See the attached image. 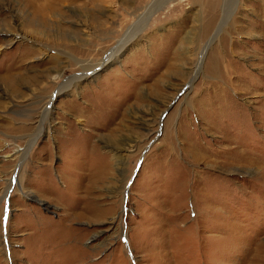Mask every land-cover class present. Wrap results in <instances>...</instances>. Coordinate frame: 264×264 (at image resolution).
<instances>
[{
    "label": "rangeland",
    "instance_id": "1",
    "mask_svg": "<svg viewBox=\"0 0 264 264\" xmlns=\"http://www.w3.org/2000/svg\"><path fill=\"white\" fill-rule=\"evenodd\" d=\"M150 2L0 0V264H264V0H164L106 62Z\"/></svg>",
    "mask_w": 264,
    "mask_h": 264
},
{
    "label": "bare ground",
    "instance_id": "2",
    "mask_svg": "<svg viewBox=\"0 0 264 264\" xmlns=\"http://www.w3.org/2000/svg\"><path fill=\"white\" fill-rule=\"evenodd\" d=\"M52 2H53V0H52ZM164 2V0H151V2H150V4L146 7V11L144 12V13H142V14H140V15H138V16H136V18H137V21H136V23H135V27H131L130 29H129V31H131V32H127L125 35H124V37L122 38V40H120L119 42H118V46L115 48V49H113L111 52H109L108 54H106V62L108 61V59H110V58H112L114 55H115V53H117L121 48H123L127 43H129L132 39L129 37L132 33L134 34V31H135V29L136 28H138V26L140 25V23L144 20V18L145 17H148L154 10H156V9H158V7L161 5V3H163ZM102 5V4H101ZM56 9V5L55 4H53V3H47L46 5H44L43 7H41L40 8V11H39V13H41V15L42 16H45L46 14H44L43 15V13L44 12H47V14L49 13V15L50 14H56V12L54 11ZM158 11V10H157ZM54 12V13H53ZM58 13V12H57ZM100 15V14H99ZM47 16V15H46ZM55 16V15H54ZM42 18V17H41ZM44 18V17H43ZM46 19V18H45ZM98 19V18H97ZM214 20V19H213ZM213 20H211V24H212V22H213ZM221 24H223V23H221ZM224 25V24H223ZM209 26V25H208ZM213 26V25H212ZM206 28H207V26H206ZM126 32V31H125ZM129 33H131V34H129ZM129 36H128V35ZM133 34H132V36L131 37H133ZM22 38H24V36L22 37ZM72 57V56H71ZM101 60V59H100ZM104 61V60H103ZM80 64H79V66L80 67H82V63L81 62H79ZM101 63H99V66H101L100 65ZM98 68V65H96L95 66V70ZM99 69V68H98ZM83 77V76H82ZM88 78V77H87ZM79 79V78H78ZM78 81H76V82H74V83H77ZM73 83V84H74ZM66 86V85H65ZM68 88V87H67ZM223 90H224V88H223ZM60 92V91H59ZM51 104H52V101L50 100L48 103H47V111H46V113L47 114H50L51 112H50V106H51ZM21 182V181H20ZM20 186H21V183L19 184ZM18 185V186H19ZM21 188V191L23 190L24 191V188H22V187H20Z\"/></svg>",
    "mask_w": 264,
    "mask_h": 264
},
{
    "label": "snow or ice",
    "instance_id": "3",
    "mask_svg": "<svg viewBox=\"0 0 264 264\" xmlns=\"http://www.w3.org/2000/svg\"><path fill=\"white\" fill-rule=\"evenodd\" d=\"M4 219H7V208H5V216Z\"/></svg>",
    "mask_w": 264,
    "mask_h": 264
}]
</instances>
